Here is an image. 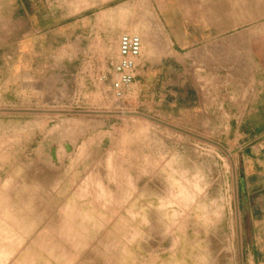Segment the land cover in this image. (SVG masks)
<instances>
[{"label":"rangeland","instance_id":"rangeland-1","mask_svg":"<svg viewBox=\"0 0 264 264\" xmlns=\"http://www.w3.org/2000/svg\"><path fill=\"white\" fill-rule=\"evenodd\" d=\"M208 1L226 16L238 6ZM256 8L263 16L264 0ZM45 10L44 0H0V264L28 254L33 264H251L234 163L216 145L227 134L199 131L183 79L180 90L171 79L169 0L161 77L135 68L140 82L121 90L115 70L90 58L87 37L80 50L58 48ZM208 49L232 62L233 48ZM63 140L75 142L72 152Z\"/></svg>","mask_w":264,"mask_h":264},{"label":"crops","instance_id":"crops-1","mask_svg":"<svg viewBox=\"0 0 264 264\" xmlns=\"http://www.w3.org/2000/svg\"><path fill=\"white\" fill-rule=\"evenodd\" d=\"M257 1L238 0L226 16L223 9H210L208 0H169L168 48L177 59L184 52V62L176 59L171 66V79L177 90L183 79L186 113L204 120L199 131L232 134L216 145L234 163L230 182L245 254L251 264H264V15L258 16ZM44 2L47 29L57 30L62 42L58 48L80 50L87 37L92 61L115 70L120 36L137 34L142 46L136 74L152 69L154 81L161 77V0ZM208 48H233L232 62L215 60ZM138 82L135 76L131 85ZM28 257L23 264H33ZM4 259L22 264L16 256Z\"/></svg>","mask_w":264,"mask_h":264},{"label":"bare ground","instance_id":"bare-ground-1","mask_svg":"<svg viewBox=\"0 0 264 264\" xmlns=\"http://www.w3.org/2000/svg\"><path fill=\"white\" fill-rule=\"evenodd\" d=\"M141 38L137 34H123L119 38V62L115 68L117 89L129 86L134 80L135 60L141 55ZM116 90V89H115Z\"/></svg>","mask_w":264,"mask_h":264},{"label":"water","instance_id":"water-1","mask_svg":"<svg viewBox=\"0 0 264 264\" xmlns=\"http://www.w3.org/2000/svg\"><path fill=\"white\" fill-rule=\"evenodd\" d=\"M126 114H130V113H126ZM147 118L151 119V117L149 116H146ZM155 120V119H153ZM157 121V120H156ZM227 134V133H226ZM228 135V134H227ZM226 135L225 139H229L231 138V135L232 134H229V137ZM74 141H68V140H63L61 143H60V146L61 148L63 149V151L65 153H70L73 151V148H74ZM56 145H53L50 149V162H51V165L54 166V167H57L59 166V161H58V158H57V154H56Z\"/></svg>","mask_w":264,"mask_h":264}]
</instances>
